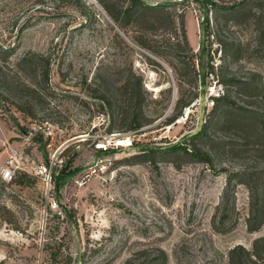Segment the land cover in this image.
I'll return each instance as SVG.
<instances>
[{"label": "rangeland", "instance_id": "obj_1", "mask_svg": "<svg viewBox=\"0 0 264 264\" xmlns=\"http://www.w3.org/2000/svg\"><path fill=\"white\" fill-rule=\"evenodd\" d=\"M144 1L172 3L152 13L168 12L169 21H156L154 31H123L96 0H81L80 8L67 0H0V47L7 49L0 56V169L14 170L13 181L0 185V264H123L153 247L165 251L166 264H227L232 246L251 248L264 234V223L247 230L248 195L241 184L235 226L224 233L211 226L227 176L262 166L261 147L243 151L237 133L222 124L209 126L206 138H189L197 106L184 123L175 122L185 103L203 92L201 72H211L214 80L205 83L218 95L228 91L237 104L245 95L222 79L258 73L264 80V0ZM136 35L145 45L133 41ZM27 57L30 64H19ZM137 78L144 98L137 120L147 122L116 129L134 131L136 147L95 151L90 139L78 137L107 129L112 111L127 114ZM191 141L210 162L182 155ZM166 146L177 149L155 152L148 161L130 159ZM49 162L55 208L43 179L42 165Z\"/></svg>", "mask_w": 264, "mask_h": 264}, {"label": "trees", "instance_id": "obj_2", "mask_svg": "<svg viewBox=\"0 0 264 264\" xmlns=\"http://www.w3.org/2000/svg\"><path fill=\"white\" fill-rule=\"evenodd\" d=\"M73 1L79 8L84 6L81 0H67ZM75 1V2H74ZM97 3L105 10L109 18L123 31L124 27L128 26H141L144 29L155 30L159 26L169 21V13L165 12L166 16H159L152 14L154 11H166L173 6L172 3H147L144 0H113L111 3L105 0H96ZM211 4H214L211 2ZM239 5V4H238ZM237 4L231 7L238 6ZM204 6V5H203ZM151 19L153 22H151ZM159 26L153 24L156 21ZM133 41L137 44L145 45L141 36H132ZM7 49L0 47V56ZM156 51V50H154ZM31 63L30 58H22L19 64ZM201 64V62H200ZM0 66V80H3ZM42 78L47 81V71L42 72ZM222 83L226 86L232 85L245 95V99L241 104H237L231 100L228 93L214 98V103L211 109V116L208 118L207 123L202 125L201 128L189 135L191 139H203L208 137L207 130L209 126H217L219 124L226 125L229 131H234L237 136L242 140L239 147L247 152L250 145H259L261 149L258 151L260 157L264 158V80H261V75L252 73L246 78L229 77L222 79ZM132 91H130L129 99L131 101L132 109L125 115H114V111L109 114V123L107 131L112 132L116 129H136L141 127L147 122V119L137 120L139 113L141 114V102L144 99L141 92V81L137 78ZM28 87H26L27 89ZM29 92L35 93L36 89L30 87L27 89ZM8 91V90H7ZM101 100V103L109 104L105 96H94ZM255 99V100H254ZM181 98L177 99V103H181ZM185 103V105H187ZM222 107H225L224 109ZM181 113V112H180ZM119 115V116H118ZM176 115L168 118L167 123L174 120ZM129 119L128 123L125 122ZM120 130H118L119 132ZM193 141V140H192ZM190 142L191 152L186 151V146L183 147L184 156L189 155L201 161L210 162V156L203 151L196 148L193 142ZM177 148L170 146L166 149L148 148L146 152L138 154L130 158L138 162L148 161L151 155L155 152L167 153L175 152ZM43 156L46 154L41 148ZM99 152V151H98ZM70 160V159H69ZM68 161V160H67ZM66 161V162H67ZM264 163V162H263ZM62 170V169H61ZM71 172L65 174L66 178ZM16 183H22V180H15ZM243 185L247 190L248 195V212L246 217V227L250 232L258 231L264 223V164L259 167H253L249 170H242L230 173L222 190L221 198L217 204L216 211L212 215L211 226L212 229L218 233H224L231 230L235 226L234 215L237 213L236 207V187ZM0 185L3 186V181L0 178ZM140 259L137 264H166L167 255L160 247H153L151 249H140L133 253L132 256L127 258L123 264H135L134 261ZM227 264H264V234L253 239L251 248H246L241 244L232 246L227 253Z\"/></svg>", "mask_w": 264, "mask_h": 264}, {"label": "built area", "instance_id": "obj_3", "mask_svg": "<svg viewBox=\"0 0 264 264\" xmlns=\"http://www.w3.org/2000/svg\"><path fill=\"white\" fill-rule=\"evenodd\" d=\"M205 80L213 81L214 77L213 74L210 72L208 75L205 76ZM215 86L207 85L205 83V89L202 93H199L197 97L192 99L187 105L183 107L179 116L175 119L176 123L185 122L190 114L193 112V109L197 106L199 108L198 118L195 124L193 132L199 130L201 126L205 122V113L208 112L209 108L212 107L214 103V99L212 98L215 95L214 91ZM202 94L205 95L204 100V110L201 109L202 105ZM219 96L218 94H216ZM102 119H104V115L102 114ZM106 119V118H105ZM94 127V126H93ZM192 132V133H193ZM134 131L129 132H118L112 131L109 132L106 129L103 131H98L92 134H83L82 136L78 137L82 140L90 139L91 145L93 146L95 151L99 152H109L111 150L114 151H126L129 149L135 148L134 144ZM186 150L191 152V146L186 144ZM61 164V162H59ZM55 165V164H54ZM52 163L49 162L48 164L42 165V171L45 173L44 181L45 185L47 186L48 191L50 192L48 195V202L50 203V207L55 208L57 206L55 192L53 190L54 181L52 180L53 172H52ZM0 178L2 181L11 182L14 179V170L10 168V166H4L0 169Z\"/></svg>", "mask_w": 264, "mask_h": 264}, {"label": "water", "instance_id": "obj_4", "mask_svg": "<svg viewBox=\"0 0 264 264\" xmlns=\"http://www.w3.org/2000/svg\"><path fill=\"white\" fill-rule=\"evenodd\" d=\"M160 3H166L167 4L169 2H160ZM204 43H205V28L202 27V30H201V47L204 46ZM199 89L201 91H203L205 89V74L203 72H201L199 75ZM173 96H175V93ZM204 100H205V95L202 94V105H201L202 110H204ZM168 147H170V146H166V148H168ZM91 167H92L91 165H88V166H83L81 168H78V169L74 170L73 172H71L66 178L74 177L77 174L90 169Z\"/></svg>", "mask_w": 264, "mask_h": 264}]
</instances>
